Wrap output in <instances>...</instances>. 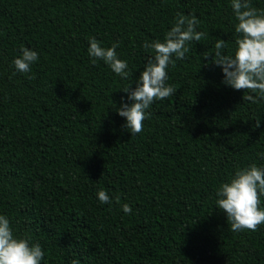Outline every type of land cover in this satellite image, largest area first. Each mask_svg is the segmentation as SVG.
<instances>
[{
  "label": "trees",
  "instance_id": "1",
  "mask_svg": "<svg viewBox=\"0 0 264 264\" xmlns=\"http://www.w3.org/2000/svg\"><path fill=\"white\" fill-rule=\"evenodd\" d=\"M178 14L207 36L173 56L177 91L131 136L116 111L131 103L123 88L135 89L154 57L143 44L163 41ZM236 23L231 0H0V215L40 244L41 264H264V224L233 232L216 204L238 169L264 167V99L243 100L212 63L218 39L234 54ZM92 37L119 42L128 78L92 63ZM22 46L39 56L27 73L13 63Z\"/></svg>",
  "mask_w": 264,
  "mask_h": 264
},
{
  "label": "clouds",
  "instance_id": "2",
  "mask_svg": "<svg viewBox=\"0 0 264 264\" xmlns=\"http://www.w3.org/2000/svg\"><path fill=\"white\" fill-rule=\"evenodd\" d=\"M231 7L237 20V47L234 54H222L227 45L224 39H218L214 45L215 58L211 54L212 63L222 68L225 85L250 93L244 95L243 100L259 103L264 99V10L253 7L251 0H231ZM199 23L194 14H178L175 23L165 33L163 41L157 39L143 44L145 49L154 52V57L147 61L135 89H131L130 85L123 88L131 103H123L122 97L121 106L116 109L121 117L126 118L125 127L131 136L144 130V121L151 115L146 110L155 100H164L177 91L175 87L166 84L167 69L170 64L175 67L173 56L177 60L185 59L186 53L190 51L189 44L206 38L205 32L197 31ZM101 43L94 37L89 40L88 53L92 63L103 60L115 74L122 79L128 78L131 75L128 63L118 58L116 52L119 42L108 48L102 47ZM209 55L203 56L207 58ZM38 59L36 51L22 46L21 55L13 63L17 71L27 73ZM259 125L260 121H257L256 126ZM216 196V204L226 213L231 231H256L264 224V208L261 207V196H264V167L251 164L238 169L229 182L220 186ZM98 199L101 204L112 203L103 189L98 191ZM116 202H119V197H116ZM122 208L125 214L132 213L129 204H123ZM43 259L44 252L40 244H31L30 237H16L9 219L0 215V264H41ZM72 264L80 262L73 260Z\"/></svg>",
  "mask_w": 264,
  "mask_h": 264
},
{
  "label": "rangeland",
  "instance_id": "3",
  "mask_svg": "<svg viewBox=\"0 0 264 264\" xmlns=\"http://www.w3.org/2000/svg\"><path fill=\"white\" fill-rule=\"evenodd\" d=\"M176 264H181V263H176ZM200 264H203V263H200ZM218 264H228V263L225 262V261H222V262H220V263H218Z\"/></svg>",
  "mask_w": 264,
  "mask_h": 264
}]
</instances>
